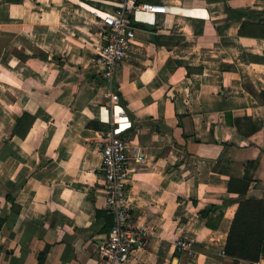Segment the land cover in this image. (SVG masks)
<instances>
[{"label":"crops","instance_id":"crops-1","mask_svg":"<svg viewBox=\"0 0 264 264\" xmlns=\"http://www.w3.org/2000/svg\"><path fill=\"white\" fill-rule=\"evenodd\" d=\"M112 1L0 0V264H102V105L130 122V213L149 227L119 264H264L225 251L249 165L247 195L264 198V0H144L171 11L141 14L113 80L119 107L96 63L93 11ZM23 111L36 115L25 136Z\"/></svg>","mask_w":264,"mask_h":264},{"label":"built area","instance_id":"built-area-1","mask_svg":"<svg viewBox=\"0 0 264 264\" xmlns=\"http://www.w3.org/2000/svg\"><path fill=\"white\" fill-rule=\"evenodd\" d=\"M110 10L93 11L103 25V43L98 51L96 63L108 87L107 97L113 106L119 107V95L114 91L113 80L117 67L124 61L134 43L140 22H148L141 14L170 12L171 6L143 0H113ZM97 10V9H95ZM109 108L100 107L101 118L111 124L103 132L101 142L103 189L106 206L114 216V224L108 232L102 264H119L127 261L134 248L147 235L149 227L134 223L129 207V167L128 142L122 132L130 125L122 121L125 111L120 107L109 117ZM107 116V117H106ZM106 117V118H105ZM176 248L193 256L194 240L181 236L176 240Z\"/></svg>","mask_w":264,"mask_h":264},{"label":"trees","instance_id":"trees-1","mask_svg":"<svg viewBox=\"0 0 264 264\" xmlns=\"http://www.w3.org/2000/svg\"><path fill=\"white\" fill-rule=\"evenodd\" d=\"M247 25V22H243L240 30L241 34L246 33ZM263 93L261 91L260 94ZM120 101L125 105L122 98ZM35 118L36 115L29 111L21 112L17 116L13 132L25 136L29 132ZM88 125L92 128L99 127L95 121H91ZM242 182L239 207L229 229L225 251L228 255L236 259L254 262L258 261L264 255V198L250 197L247 195L251 183L250 165L244 173ZM218 207L216 203L210 204L201 209L200 214L208 217V213L216 210ZM113 224V222L110 224V228Z\"/></svg>","mask_w":264,"mask_h":264},{"label":"bare ground","instance_id":"bare-ground-1","mask_svg":"<svg viewBox=\"0 0 264 264\" xmlns=\"http://www.w3.org/2000/svg\"><path fill=\"white\" fill-rule=\"evenodd\" d=\"M100 10V9H99ZM94 11H97V12H99V13H101V11H98V9L97 10H95L94 9ZM188 12H197V11H193V10H187Z\"/></svg>","mask_w":264,"mask_h":264}]
</instances>
